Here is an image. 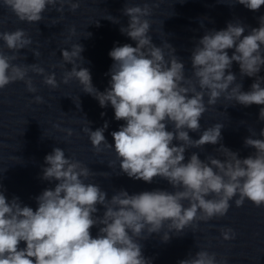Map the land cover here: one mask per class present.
<instances>
[{
    "label": "clouds",
    "instance_id": "obj_1",
    "mask_svg": "<svg viewBox=\"0 0 264 264\" xmlns=\"http://www.w3.org/2000/svg\"><path fill=\"white\" fill-rule=\"evenodd\" d=\"M234 3L254 12L264 6V0ZM65 5L72 12L80 6L78 0H0V6L28 23L41 22L49 7L63 13ZM123 14L129 21L120 31L136 44L115 46L109 52L113 60L106 74L110 75L109 87L99 91L92 83L90 70L76 66L77 60L84 61V48L79 43L71 50L61 49L63 62L72 65L62 82L67 84L75 78L82 91L93 96L101 108L110 105L115 120L124 121L111 132L114 143L104 135L107 121L94 131L83 129L96 152L103 150L101 145L114 148L123 174L149 184L159 177L173 191L129 194L121 189L109 199L98 184L85 182L94 175L87 166L55 147L44 158L47 166L42 168L41 178L57 183L35 197V210L23 205L19 197L9 201L0 191V264H151V259L143 255L140 241L152 234L163 233L161 239L167 242L170 233L184 232L194 220L207 222L223 217L234 197H238L237 207L243 206L246 199L256 207L264 205V128L259 133L262 138H254L253 134L244 139V146L255 150L245 158L220 143L222 124L206 128L198 139L189 135L201 131L200 120L207 106L216 105L222 94L225 100L245 107L264 105V77L258 75L264 66V16L259 17V27L251 28L246 35L247 26L238 20L228 22L225 29L207 30L191 51L192 75L186 76L185 65L173 46L152 42L151 22L145 18L152 15V7L147 3L125 5ZM108 20L118 23L116 19ZM96 24L99 26L98 21ZM75 34V28H70L69 39ZM0 41L13 53L6 55L0 49V89L24 81L27 90L35 93L32 79L26 78L29 70L42 75L43 83L50 88L59 86L54 72L45 74L38 64L13 63L20 50L33 42L24 29L0 31ZM165 47L170 51L168 59ZM228 50H234L232 55ZM32 53L40 56L38 50ZM233 62L239 65L241 77L256 78L249 91H243L242 83L237 82L231 71ZM34 100L37 104L44 102L38 95ZM259 120L264 121V107L260 108ZM66 131L72 135V130ZM218 144L223 160L211 155L201 160L199 153L192 152L186 161L188 149ZM97 205L103 206L102 215H96ZM93 227L98 228L95 237ZM221 236L227 241L235 239L236 233L223 228ZM178 264H227V259L217 260L216 253L200 250Z\"/></svg>",
    "mask_w": 264,
    "mask_h": 264
}]
</instances>
